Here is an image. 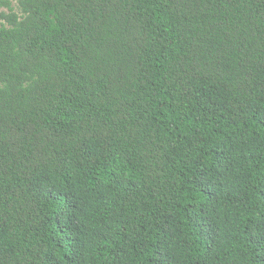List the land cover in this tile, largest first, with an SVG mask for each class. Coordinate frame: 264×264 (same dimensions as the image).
Here are the masks:
<instances>
[{
    "label": "trees",
    "instance_id": "16d2710c",
    "mask_svg": "<svg viewBox=\"0 0 264 264\" xmlns=\"http://www.w3.org/2000/svg\"><path fill=\"white\" fill-rule=\"evenodd\" d=\"M15 2L0 264H264V0Z\"/></svg>",
    "mask_w": 264,
    "mask_h": 264
},
{
    "label": "rangeland",
    "instance_id": "374dc122",
    "mask_svg": "<svg viewBox=\"0 0 264 264\" xmlns=\"http://www.w3.org/2000/svg\"><path fill=\"white\" fill-rule=\"evenodd\" d=\"M11 2H12V4H13V6H15V4H16L15 0H11ZM1 11H4V10H1ZM4 12H5V11H4Z\"/></svg>",
    "mask_w": 264,
    "mask_h": 264
}]
</instances>
